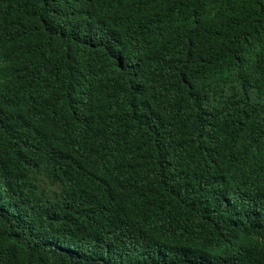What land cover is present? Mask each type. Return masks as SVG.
<instances>
[{"label":"trees","instance_id":"trees-1","mask_svg":"<svg viewBox=\"0 0 264 264\" xmlns=\"http://www.w3.org/2000/svg\"><path fill=\"white\" fill-rule=\"evenodd\" d=\"M2 72L0 264H264V0H0Z\"/></svg>","mask_w":264,"mask_h":264},{"label":"clouds","instance_id":"clouds-1","mask_svg":"<svg viewBox=\"0 0 264 264\" xmlns=\"http://www.w3.org/2000/svg\"><path fill=\"white\" fill-rule=\"evenodd\" d=\"M190 82V79H185L181 84L186 85ZM18 97H17V89H16V76L10 72H2L0 73V148L3 145H7L11 142V140L14 138V130L17 124L16 120L12 119L13 116V110H16L18 107L19 111H22V106H18ZM228 144V143H226ZM252 147L250 148L251 158H248L246 160V164L250 163H256L258 162V159L264 156V145L256 149L253 146V141L251 143ZM227 149H230V147L227 145ZM238 150L240 153V148L238 146ZM252 152H257L258 154H254ZM41 161L40 163H42ZM41 166V164H40ZM40 166L38 168V171L36 169L34 170L36 174V181L32 184H30L29 189L31 192L30 197H36V194L44 191L46 196L50 201H56L58 200L57 193L59 192L61 195H64L66 189L68 187H76L77 184L75 182L65 184L64 186L61 184V182L57 179L53 183L49 182L43 175L40 173ZM1 184L4 185L3 181H1ZM103 205V204H101ZM104 205L109 206L108 208L115 211V212H127L122 207H120L118 204H115L114 202L105 203ZM17 209L20 212H24L25 209H29L28 207L25 208H19ZM40 215H43L44 217H47L50 219V216L46 214L39 213ZM264 221V218H263ZM25 222V220L23 221ZM139 243V241L134 240H128L123 241L120 244H125L130 246V244ZM46 245V243H45ZM112 264H114L113 261H111ZM161 264H174L170 256L166 257V259Z\"/></svg>","mask_w":264,"mask_h":264}]
</instances>
